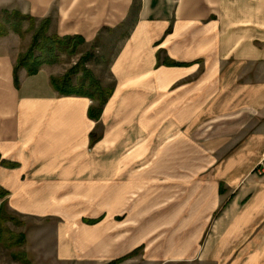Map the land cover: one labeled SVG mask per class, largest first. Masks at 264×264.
<instances>
[{
	"label": "crops",
	"instance_id": "0c3cea01",
	"mask_svg": "<svg viewBox=\"0 0 264 264\" xmlns=\"http://www.w3.org/2000/svg\"><path fill=\"white\" fill-rule=\"evenodd\" d=\"M4 11L89 48L121 39L95 121L90 98L52 83L58 59L29 74L17 66L25 35L0 36V205L20 215L31 264H108L139 247L118 264H264V0H0ZM129 95L148 112L140 125L175 130L170 166H97L112 142L90 134ZM210 141L216 163L193 167L187 149Z\"/></svg>",
	"mask_w": 264,
	"mask_h": 264
},
{
	"label": "rangeland",
	"instance_id": "374dc122",
	"mask_svg": "<svg viewBox=\"0 0 264 264\" xmlns=\"http://www.w3.org/2000/svg\"><path fill=\"white\" fill-rule=\"evenodd\" d=\"M5 18L3 12H0V20ZM39 22H35L38 25ZM31 22L23 20L21 22V31L24 37V52L28 49L34 30L30 29ZM54 34V33H50ZM121 39L118 37V32L107 33L99 42H97L96 47L89 48V46H80L81 53L67 54L59 53L57 65L63 70L62 73H66L69 69L74 67L78 63L82 54L89 53L92 51L94 58L88 63H85L87 69L91 70L92 75L100 82L103 87H111L114 81L110 77L108 71L109 60L114 53L118 50ZM99 55H103L101 59ZM102 57V56H101ZM105 59V60H104ZM82 76V72L79 71L78 74L73 76V82L76 84L78 79ZM138 95H129L126 97H120L117 101L116 109L109 113L108 116L103 115L102 121L98 124L94 133L102 137L105 131L109 135L110 143L106 148L98 151L97 155V166L102 167H118L120 168L124 164V167L129 169H138L145 167V171L152 170L154 167H163L169 164V151L172 150L170 142L168 140L172 138L175 134V130L172 128L161 127V128H151L150 126L140 125L139 117L147 114L148 112L140 111L138 108H142L143 101ZM130 106L129 111L121 112L120 108L123 106ZM138 119V120H137ZM128 125V126H126ZM180 129H176V132ZM211 131V130H209ZM99 140V139H98ZM97 140V141H98ZM133 142H130V141ZM184 145H177L176 150L173 152H180L184 150ZM218 145L215 141H210L209 143H193V167H212L216 163V159L212 156L216 155ZM206 151L209 154V158L201 159L199 158L200 151ZM183 161H177L176 166H181ZM175 163V160H174ZM170 166V165H168ZM171 166H173L171 164ZM152 183V178H148L145 181V193L146 199L152 197V189H150ZM135 194V195H132ZM138 193H129L128 201L132 202ZM11 211V210H10ZM18 220H21L20 215L11 211ZM87 218H84L86 220ZM22 221V220H21ZM22 224L18 225L14 222L7 223L9 229L15 233H18V227H22ZM22 246L15 247L11 250H6L0 246V264H23L19 259H13L11 257V252H20ZM142 251V250H141ZM141 251L139 253H141ZM24 253V252H23ZM138 253V254H139ZM137 254V255H138ZM26 258L28 256L25 254ZM136 256V255H134Z\"/></svg>",
	"mask_w": 264,
	"mask_h": 264
},
{
	"label": "trees",
	"instance_id": "16d2710c",
	"mask_svg": "<svg viewBox=\"0 0 264 264\" xmlns=\"http://www.w3.org/2000/svg\"><path fill=\"white\" fill-rule=\"evenodd\" d=\"M4 17L0 20V36L5 35L10 30L18 34H22L21 22L27 20L31 22L30 29L34 30L31 43L25 52H22L17 58V66L24 67L29 74L37 72L39 66L45 62H55L58 59L59 53L75 54L80 52V46H83L85 41L80 36H65L60 37L56 34H48L50 21L44 20L35 25L36 20L30 16L22 15L17 12H3ZM91 54H82L78 63L69 69L61 77H53L52 83L57 88L60 94L70 95L76 94L86 96L92 100L88 108V116L90 119L98 121L103 112V108L108 99L112 95L113 86L103 87L100 82L92 75L91 71L86 68L85 63L89 60ZM175 64L174 62H168ZM82 72V76L78 82L73 83V76L78 72ZM18 84L17 78L15 79ZM99 138L94 132L90 134V143L96 142ZM0 162L1 159H0ZM6 191L0 188V198L6 196ZM100 219H86V223L93 224ZM8 222L22 224L21 220L14 217L13 213L7 206L6 200H3L0 205V246L6 250H11L15 247H20L25 243V235L22 232L15 233L7 226ZM142 250L139 247L132 252L112 260L108 264H118L124 259L137 255ZM13 259H19L23 264H31L25 254L20 252H11Z\"/></svg>",
	"mask_w": 264,
	"mask_h": 264
}]
</instances>
